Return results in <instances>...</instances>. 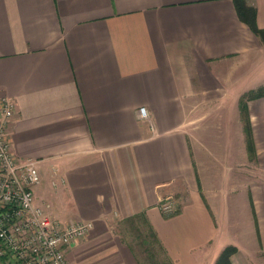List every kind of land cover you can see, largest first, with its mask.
<instances>
[{
  "label": "crops",
  "instance_id": "obj_1",
  "mask_svg": "<svg viewBox=\"0 0 264 264\" xmlns=\"http://www.w3.org/2000/svg\"><path fill=\"white\" fill-rule=\"evenodd\" d=\"M260 87L264 0H0L13 154L36 205L94 225L70 264H138L111 230L137 216L168 264H264V97L240 105Z\"/></svg>",
  "mask_w": 264,
  "mask_h": 264
},
{
  "label": "built area",
  "instance_id": "obj_2",
  "mask_svg": "<svg viewBox=\"0 0 264 264\" xmlns=\"http://www.w3.org/2000/svg\"><path fill=\"white\" fill-rule=\"evenodd\" d=\"M15 104L2 100L0 110V258L10 256L11 264H70L67 250L87 237L92 222L62 223L45 207L35 204L33 189L41 183L38 161L17 159L12 151L9 126ZM142 120L150 121L146 108L139 110ZM165 214L175 212L173 197L162 201Z\"/></svg>",
  "mask_w": 264,
  "mask_h": 264
},
{
  "label": "rangeland",
  "instance_id": "obj_3",
  "mask_svg": "<svg viewBox=\"0 0 264 264\" xmlns=\"http://www.w3.org/2000/svg\"><path fill=\"white\" fill-rule=\"evenodd\" d=\"M222 110L224 113H228L226 117L227 120L230 117L231 111L228 109V107ZM216 118H218V116ZM137 226L140 227L141 234L142 232L146 233L147 229H145V227L142 225V220L135 221V228L129 227L128 222L124 220L117 223L111 230L115 235H119L124 245L126 244L130 248L131 252L136 257L138 264H168L166 259L164 257H161L162 253L161 249H159L160 247H158V245L154 243V241L149 237L148 234L147 240H149L150 243L152 242L149 246H152L151 252L153 257L150 251L148 253V251L145 250L146 247L141 245L142 240L141 237L139 238V232L136 229ZM151 257L154 258L153 261Z\"/></svg>",
  "mask_w": 264,
  "mask_h": 264
},
{
  "label": "trees",
  "instance_id": "obj_4",
  "mask_svg": "<svg viewBox=\"0 0 264 264\" xmlns=\"http://www.w3.org/2000/svg\"><path fill=\"white\" fill-rule=\"evenodd\" d=\"M242 9H243V11L245 13L244 19L246 20V22L254 29V32L259 34V31L255 27V16H254V13L252 11H250L248 8H242ZM240 12L242 13L241 10H240ZM262 97H264V87H260L257 90L250 91V92L246 93L244 97H242L240 105L242 106L241 109H242V113L244 114V116L246 115L245 103L248 100L262 98ZM136 220H142V225L145 227V229H147L146 233L142 232V234H141L140 227L137 226V228H136L138 230V232H139V238L141 237V240H142L141 245L146 247L145 250L148 251V253L150 251V253L152 255V252H151L152 246H149V245H151L152 242L150 243V241L147 240V236L149 235V237L154 241V243L156 245H158V247L161 248L159 239H158L155 231L152 229V227L148 224V222L146 221V219L143 216L131 217V218L126 219V221L128 222L129 227H131V228H135V221ZM235 252H236V248L235 247H233V246L227 247L220 254L216 264H232L230 259H231V256ZM152 257H153V255H152ZM152 257H151V259L153 261L154 258H152Z\"/></svg>",
  "mask_w": 264,
  "mask_h": 264
}]
</instances>
